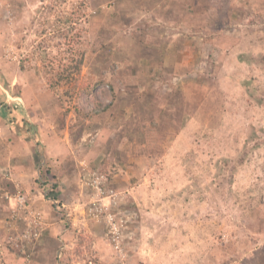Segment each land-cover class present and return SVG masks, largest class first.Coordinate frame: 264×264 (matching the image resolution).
I'll return each mask as SVG.
<instances>
[{
    "label": "rangeland",
    "instance_id": "rangeland-1",
    "mask_svg": "<svg viewBox=\"0 0 264 264\" xmlns=\"http://www.w3.org/2000/svg\"><path fill=\"white\" fill-rule=\"evenodd\" d=\"M79 1L52 88L57 3L0 0L1 262L264 264V0Z\"/></svg>",
    "mask_w": 264,
    "mask_h": 264
},
{
    "label": "trees",
    "instance_id": "trees-1",
    "mask_svg": "<svg viewBox=\"0 0 264 264\" xmlns=\"http://www.w3.org/2000/svg\"><path fill=\"white\" fill-rule=\"evenodd\" d=\"M57 3V5H54L55 9L54 10L53 7L49 8V10L51 11L52 14H55L57 17L56 20V29L51 26L52 30H49L48 28H46L43 23H41V32L40 35L42 34V39L46 40L47 45H56L58 47H64L65 49L63 50V54L64 59L60 60V64L59 67L57 68V70L54 71V66L51 67V69H48L47 67H44V71L47 76V81H48V85L52 88H56L57 86L61 85V83L63 81H65L66 79L71 81L73 79V75L75 73H80L82 70V67L84 65L85 62V57H86V52H84V50H80V47L83 44L84 39H82L83 36V31L86 28L85 23H83V19L86 18L85 12H84V6L86 4L85 1H79L76 3L73 2H65V0H53ZM74 4H80V8H78L79 10L81 8H83L82 12L80 10V12H77V9H75L76 7L74 6ZM43 7V6H42ZM69 7L72 8L73 11L69 12ZM191 10V8H190ZM195 16L199 15V11L195 12L194 11ZM65 15H69L68 18L65 19ZM62 23L61 27L59 28V23ZM45 45V46H47ZM81 45V46H80ZM78 47L76 48L78 51L75 52L74 47ZM38 51V50H37ZM36 53L35 52H31V56L29 55L28 58H26L27 62H29L27 65L28 66H32L30 65V62H32V57H37L36 55H34ZM38 55V54H37ZM32 60V61H31ZM48 60H50L48 58ZM42 63H46V57L41 59ZM51 62L55 61V60H50ZM22 62L25 64V60H22ZM24 64H22V67L24 68ZM40 70V67H39ZM65 83V82H64ZM4 102V99L0 98V103ZM85 111V115H83V117L89 118L91 117L93 114H95L97 111L94 109H89V111ZM5 117H7L10 122L13 125L16 124H22L24 125L25 117L24 115H20L18 112H9L7 110L4 111ZM79 114L80 116L78 117L79 120H81V112L79 110ZM74 137V136H73ZM74 139V138H73ZM85 240V239H83ZM82 240V242H83ZM96 262L99 264H102L101 262H99V259L96 258Z\"/></svg>",
    "mask_w": 264,
    "mask_h": 264
},
{
    "label": "crops",
    "instance_id": "crops-1",
    "mask_svg": "<svg viewBox=\"0 0 264 264\" xmlns=\"http://www.w3.org/2000/svg\"><path fill=\"white\" fill-rule=\"evenodd\" d=\"M130 1H134V0H130ZM139 1H141V2H143V3H146L145 1L146 0H139ZM114 9H115V7H114ZM118 10V13H119V15H117L118 17L119 16H123L125 19V21L124 22H122V23H125V24H130V21L127 19L126 20V18H130V17H132V15H131V13L130 14H128V12H126V13H123V9L122 8H117ZM112 12V11H111ZM114 13H115V10H114ZM113 12H112V15L114 14ZM109 14V13H108ZM107 14V15H108ZM101 27H102V25H101ZM102 28H104V27H102ZM105 29V28H104ZM104 32H106V30L104 31ZM138 47H139V45H138ZM144 47V46H143ZM144 49H145V47H144ZM149 50H151L150 48H148ZM148 53H150L151 54V52L150 51H148ZM141 54H143V52L141 53ZM142 56V55H141ZM143 58H145V59H149V58H146L144 55L142 56ZM19 130V133H23L22 132V129H18ZM20 152H21V154H23V156H27L26 154H24L23 153V151H22V147L20 148ZM44 253H48V255L49 256H52V254H51V252L48 250H46V247L45 248H42V249H40L39 250V254H38V256H37V260H35V263L34 264H50V262L48 261V258H49V256H45V254ZM50 253V254H49ZM55 254V253H54ZM54 254H53V258H54ZM45 256V257H44ZM1 258H2V255H1V253H0V264H4L3 262H1L2 260H1ZM51 258V257H50ZM31 263V262H30ZM29 263V264H30ZM32 263H33V261H32Z\"/></svg>",
    "mask_w": 264,
    "mask_h": 264
}]
</instances>
